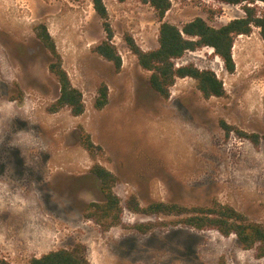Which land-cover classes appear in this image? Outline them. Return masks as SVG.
Wrapping results in <instances>:
<instances>
[{
  "label": "rangeland",
  "instance_id": "rangeland-1",
  "mask_svg": "<svg viewBox=\"0 0 264 264\" xmlns=\"http://www.w3.org/2000/svg\"><path fill=\"white\" fill-rule=\"evenodd\" d=\"M104 1L122 57L119 70L95 51L106 32L91 0H0V254L12 264H29L52 250L82 245L92 264H264L257 248L244 249L235 234L184 225L186 214L127 207L133 197L141 207L161 201L188 212L220 203L264 223V140L254 144L237 134L264 135L260 29L235 39L234 73L211 47L176 61L215 71L224 96L205 98L196 80L184 77L165 99L127 42L132 37L143 50L158 47L154 8L142 0ZM244 15L242 5L172 0L164 20L181 28L202 17L219 27ZM41 23L83 92L79 116L67 107L49 110L60 85L35 33ZM102 84L109 97L98 109ZM223 121L233 129L229 134ZM84 133L102 150L91 155ZM97 163L116 175L123 208L121 222L107 230L86 217L90 203L104 200L91 172Z\"/></svg>",
  "mask_w": 264,
  "mask_h": 264
},
{
  "label": "trees",
  "instance_id": "trees-1",
  "mask_svg": "<svg viewBox=\"0 0 264 264\" xmlns=\"http://www.w3.org/2000/svg\"><path fill=\"white\" fill-rule=\"evenodd\" d=\"M95 11L103 21L106 39L95 47V51L112 61L119 70L122 66V57L113 44L114 31L109 19V12L104 0H91ZM123 2L124 0H119ZM152 6L160 21L158 47L152 50H143L132 37L127 38L132 52L137 56L142 68L151 72V87L163 98L168 99L171 89L178 78L191 77L196 80L198 89L205 98L222 97L225 86L216 72L211 69H201L189 63L177 65L176 61L189 51H196L203 47H211L214 54L224 64L229 73L236 71V62L233 57V46L239 35H250L254 27L260 29L264 40V8L260 9L257 2L264 0H217L231 5H242L245 15L235 18L219 27L209 24L204 18L196 17L186 22L181 28L172 24L164 17L171 8L172 0H142ZM37 38L44 44L51 54L50 72L56 77L60 85V95L49 107L51 112L69 108L73 115L79 116L85 111L83 92L73 85L68 72L63 67V59L56 42L47 26L41 23L35 27ZM109 89L102 84L98 90L95 106L102 109L108 103ZM222 126L229 134L233 129L224 121ZM239 137L248 138L254 144L264 140V135L237 131ZM84 147L91 155L96 150H102L94 143L89 134L82 135ZM91 172L100 181L104 200L92 202L87 208L86 217L94 219L104 229H109L121 222L123 211L121 200L114 191L117 181L116 175L102 164H95ZM133 212L148 214H177L184 215L181 223L199 230L217 229L224 235L235 234L244 249L257 248L258 255L264 256V223L248 219L243 213L230 205L215 204L213 206L195 207L192 211L173 203L153 202L147 207H141L136 197L127 205ZM188 212V213H187ZM0 264H12L0 254ZM29 264H92L85 248L78 245L72 249L60 248L52 250L40 257H33Z\"/></svg>",
  "mask_w": 264,
  "mask_h": 264
}]
</instances>
